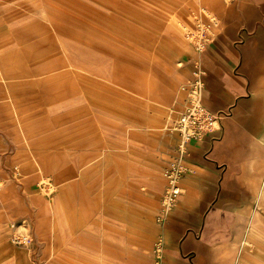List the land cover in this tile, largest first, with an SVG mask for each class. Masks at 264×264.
I'll return each instance as SVG.
<instances>
[{
	"label": "rangeland",
	"instance_id": "obj_1",
	"mask_svg": "<svg viewBox=\"0 0 264 264\" xmlns=\"http://www.w3.org/2000/svg\"><path fill=\"white\" fill-rule=\"evenodd\" d=\"M236 1L0 0V264H264V138L231 174L235 202L196 203L207 191L170 129L213 44L185 37L192 14L220 34L217 7Z\"/></svg>",
	"mask_w": 264,
	"mask_h": 264
},
{
	"label": "crops",
	"instance_id": "obj_2",
	"mask_svg": "<svg viewBox=\"0 0 264 264\" xmlns=\"http://www.w3.org/2000/svg\"><path fill=\"white\" fill-rule=\"evenodd\" d=\"M217 8L222 25L202 56L203 97L211 111L227 115L213 136L189 145L188 165L192 174L193 169L201 174L198 186L207 191L196 203L235 202L231 198L242 190L240 183H231V174L248 156L261 154L255 143L264 138V0ZM188 184L193 203V176ZM218 188L224 193L215 198ZM189 235L193 251V226Z\"/></svg>",
	"mask_w": 264,
	"mask_h": 264
},
{
	"label": "built area",
	"instance_id": "obj_3",
	"mask_svg": "<svg viewBox=\"0 0 264 264\" xmlns=\"http://www.w3.org/2000/svg\"><path fill=\"white\" fill-rule=\"evenodd\" d=\"M219 21L214 13L206 7H198L192 14V24L185 30V37L193 47L203 52L218 37ZM205 69L196 62L192 75L177 88L170 109L173 115L170 129L178 133L179 153L187 156L189 145L193 141H200L213 136L221 129V121L227 112L219 114L211 111L204 103ZM178 164H173L166 171L171 185L169 199L173 200L179 193L177 180L182 174ZM21 224L11 223L10 239L17 245L28 246L32 243V234L19 230ZM156 264H163L157 259Z\"/></svg>",
	"mask_w": 264,
	"mask_h": 264
}]
</instances>
